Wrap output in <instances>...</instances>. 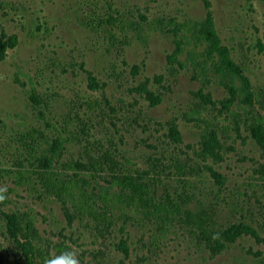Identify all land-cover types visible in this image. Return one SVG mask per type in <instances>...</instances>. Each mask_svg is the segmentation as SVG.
Masks as SVG:
<instances>
[{
	"label": "rangeland",
	"instance_id": "1",
	"mask_svg": "<svg viewBox=\"0 0 264 264\" xmlns=\"http://www.w3.org/2000/svg\"><path fill=\"white\" fill-rule=\"evenodd\" d=\"M208 12L250 81V104L238 93L228 107L230 78L213 67L201 76L187 61L191 47L178 50L171 22L189 26ZM1 35L18 37L0 61L2 210L34 216L44 261L75 250L81 264H264V147L250 130L264 122V0H0ZM33 89L41 106L30 100ZM147 93L161 102L152 104ZM33 128L42 134H35L36 152L23 139ZM206 130L221 146L202 160L196 152ZM57 137L65 141L57 166L78 163L69 173L86 178L95 194L133 174L157 199H175L210 229L247 224L258 237L243 235L218 251L192 224L162 234L133 213L105 224L79 215L36 180L46 142ZM21 167L34 185L21 182ZM122 239L128 254L118 247ZM18 261L0 217V264Z\"/></svg>",
	"mask_w": 264,
	"mask_h": 264
},
{
	"label": "trees",
	"instance_id": "2",
	"mask_svg": "<svg viewBox=\"0 0 264 264\" xmlns=\"http://www.w3.org/2000/svg\"><path fill=\"white\" fill-rule=\"evenodd\" d=\"M109 22H112L109 20ZM116 23V20H115ZM173 30L176 32L178 50L182 53L186 46L191 49L187 52V61L196 68L200 75L205 77L210 67L230 78V94L227 106L233 104L238 93L245 95L250 104L253 93L250 81L240 72L231 58L229 51L222 47V43L217 35L214 19L210 12L205 18L187 23L171 22ZM18 45V37L5 35L0 36V61L6 58L7 52ZM239 80L241 85H236ZM152 104L161 102V98L147 93ZM30 100L36 107L43 104L41 94L32 90ZM254 140L264 147V122L255 121L250 126ZM35 134H40L36 128L28 131L24 135L25 146L28 150L36 152L37 138ZM175 138L180 139L178 133ZM202 148L197 151V156L202 160L215 157L220 150V140L213 130L204 131L201 134ZM45 154L38 159V170H36V180L44 188L45 192L70 204L79 215H87L91 220L108 223L111 219L127 220L131 218L130 213L138 215L139 218L153 223L154 228L162 233L168 234L175 223L192 224L200 233V236L215 250H224L229 244L235 243L243 235H253L258 237L257 231L247 224L232 226L224 231L216 232L207 226L202 216L185 208L175 199L161 201L155 197L150 184L142 178H137L133 174L118 176L113 179L108 186H99L98 194L90 191L91 183L86 178L76 174H70L69 170H75L78 163L71 162L67 169H60L57 164L60 161L64 150L65 141L63 137L54 138L47 141ZM181 170V166H177ZM215 178L221 183L225 178L218 171L211 168ZM22 183L29 186L34 185L30 172L20 168L17 172ZM5 199L0 203V217L5 222L6 232L13 240L14 246L19 255L18 264H44V257L36 246L37 229L34 216L31 214H19L16 212H5L2 207L6 205ZM119 249L125 254L129 253V245L126 240H121Z\"/></svg>",
	"mask_w": 264,
	"mask_h": 264
},
{
	"label": "clouds",
	"instance_id": "3",
	"mask_svg": "<svg viewBox=\"0 0 264 264\" xmlns=\"http://www.w3.org/2000/svg\"><path fill=\"white\" fill-rule=\"evenodd\" d=\"M7 188L0 187V203L6 197ZM44 264H81L79 254L75 250L63 251L57 255L51 256L44 261Z\"/></svg>",
	"mask_w": 264,
	"mask_h": 264
}]
</instances>
